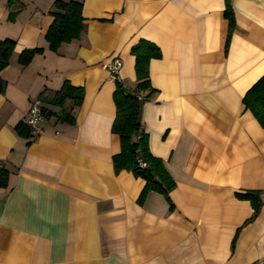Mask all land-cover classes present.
<instances>
[{
    "label": "crops",
    "instance_id": "crops-1",
    "mask_svg": "<svg viewBox=\"0 0 264 264\" xmlns=\"http://www.w3.org/2000/svg\"><path fill=\"white\" fill-rule=\"evenodd\" d=\"M56 0H0V41L16 43L0 76V264H253L264 260V127L246 92L264 75V0H63L82 3L80 39L49 49ZM158 45L149 65L156 93L142 102L150 152L176 186L138 202L146 184L115 172L116 82L136 85L140 40ZM229 39V41H228ZM42 48L28 65L25 50ZM68 81L83 88L74 124L43 113L40 134H18L34 100L51 101ZM144 96V93H140ZM70 110L72 102L64 106ZM258 192L254 215L246 197Z\"/></svg>",
    "mask_w": 264,
    "mask_h": 264
},
{
    "label": "trees",
    "instance_id": "trees-1",
    "mask_svg": "<svg viewBox=\"0 0 264 264\" xmlns=\"http://www.w3.org/2000/svg\"><path fill=\"white\" fill-rule=\"evenodd\" d=\"M8 5L10 8L9 19L14 20L21 6H16V0H9ZM52 15L54 21L46 33V40L51 51H57L63 43L80 39L85 28L82 3L56 0ZM224 15L229 21V32L231 33L235 28L231 0H225ZM15 46L14 40L0 41V73L9 65ZM40 52H43L42 48L25 50L20 54L19 62L22 65H28L33 57ZM131 53L136 57L135 87L125 86L121 80L115 81L116 117L112 132L120 137L121 151L113 156L114 169L116 173L122 170L131 171L136 177H141L146 181L138 199L140 204H144L146 197L152 191L160 192L170 200L169 193L175 188L176 183L167 171L163 160L150 152L149 136L141 122L142 102L149 100L157 92L150 81L149 65L152 59L162 57V51L155 43L143 39L132 47ZM5 89L6 81L0 76V94ZM140 93H144L143 100L139 99ZM83 99V88L75 87L66 81L62 88L54 93L51 101L52 105L62 108V113L58 114L47 109H42V111L47 118L55 115L62 122L74 124L75 118L72 111L82 104ZM67 101L72 102L70 110L64 107ZM243 103L264 127V75L246 92ZM15 129L22 136H31L30 128L26 123H19ZM140 160L147 166L142 167ZM9 174L7 169L0 167V187L8 186ZM246 197L251 200L255 210L254 215H256L261 207L259 193L249 192Z\"/></svg>",
    "mask_w": 264,
    "mask_h": 264
},
{
    "label": "built area",
    "instance_id": "built-area-1",
    "mask_svg": "<svg viewBox=\"0 0 264 264\" xmlns=\"http://www.w3.org/2000/svg\"><path fill=\"white\" fill-rule=\"evenodd\" d=\"M105 68L109 71L112 79H119V72L123 66V62L121 58L115 57L110 62L104 65ZM140 100H143V96L141 94L138 95ZM43 120V111L40 100H34L31 103L30 109L25 119V123L30 128L31 135L36 137L40 134V123ZM140 164L142 167H146V163L140 160ZM253 264H264V260H258Z\"/></svg>",
    "mask_w": 264,
    "mask_h": 264
}]
</instances>
